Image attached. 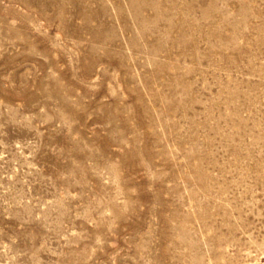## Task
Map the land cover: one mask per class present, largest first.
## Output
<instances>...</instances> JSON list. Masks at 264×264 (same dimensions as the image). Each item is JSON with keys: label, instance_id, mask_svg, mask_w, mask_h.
I'll return each instance as SVG.
<instances>
[{"label": "rangeland", "instance_id": "rangeland-1", "mask_svg": "<svg viewBox=\"0 0 264 264\" xmlns=\"http://www.w3.org/2000/svg\"><path fill=\"white\" fill-rule=\"evenodd\" d=\"M0 264H264V0H0Z\"/></svg>", "mask_w": 264, "mask_h": 264}]
</instances>
